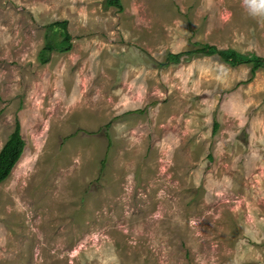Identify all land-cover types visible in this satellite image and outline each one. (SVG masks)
Instances as JSON below:
<instances>
[{
    "label": "rangeland",
    "instance_id": "1",
    "mask_svg": "<svg viewBox=\"0 0 264 264\" xmlns=\"http://www.w3.org/2000/svg\"><path fill=\"white\" fill-rule=\"evenodd\" d=\"M120 3L0 0V146L16 120L24 140L0 264H264V67L194 50L264 57V20ZM58 19L71 46L41 62Z\"/></svg>",
    "mask_w": 264,
    "mask_h": 264
},
{
    "label": "trees",
    "instance_id": "2",
    "mask_svg": "<svg viewBox=\"0 0 264 264\" xmlns=\"http://www.w3.org/2000/svg\"><path fill=\"white\" fill-rule=\"evenodd\" d=\"M105 5H113L118 9L121 8L120 0H105ZM65 23L66 19H58L49 24L50 26H58L61 38H48L44 41L39 51L41 62H45L47 60L48 55L52 50L63 51L70 48L71 41L69 39V33L67 32ZM194 50L207 54L216 53L220 59L232 65L242 62L250 63L251 75L257 68L264 67L263 56L255 53H242L231 47L217 48L213 44L204 42L197 46ZM185 52L188 53L189 50ZM180 53L181 52L172 53L171 55L176 57ZM23 146L24 140L20 132L19 123L16 120L13 124L12 130L8 133L7 137L0 146V181H2L9 174L10 170L20 157Z\"/></svg>",
    "mask_w": 264,
    "mask_h": 264
},
{
    "label": "clouds",
    "instance_id": "3",
    "mask_svg": "<svg viewBox=\"0 0 264 264\" xmlns=\"http://www.w3.org/2000/svg\"><path fill=\"white\" fill-rule=\"evenodd\" d=\"M249 14L258 20H264V0H243Z\"/></svg>",
    "mask_w": 264,
    "mask_h": 264
}]
</instances>
